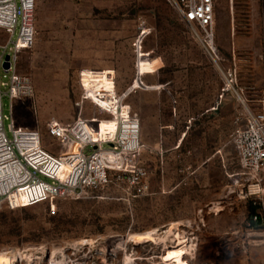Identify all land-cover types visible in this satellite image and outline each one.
Listing matches in <instances>:
<instances>
[{
  "label": "rangeland",
  "instance_id": "1",
  "mask_svg": "<svg viewBox=\"0 0 264 264\" xmlns=\"http://www.w3.org/2000/svg\"><path fill=\"white\" fill-rule=\"evenodd\" d=\"M247 12L248 0H216L215 44L221 71L235 67L234 89L256 110L262 99L251 88L254 68L229 41L243 32ZM33 18L34 45L18 65L33 93L15 103V126L37 131L55 153L48 121L98 117L104 125L92 128L94 136H105L123 94L139 122L136 160L148 190L129 205L114 189L58 199L53 216L46 204L3 208L0 254L14 256L6 264H264V246L248 219L250 207L261 211L264 181L256 186L236 176L241 170L229 135L243 105L195 38L200 28L186 24L171 0H35ZM142 29L149 59L137 60ZM82 70H89L85 86L106 98L92 100L108 107L109 117L93 101L76 106ZM221 94L218 110L202 115ZM8 106L4 98L5 114ZM173 224L174 235L184 236L175 246L164 235Z\"/></svg>",
  "mask_w": 264,
  "mask_h": 264
},
{
  "label": "built area",
  "instance_id": "2",
  "mask_svg": "<svg viewBox=\"0 0 264 264\" xmlns=\"http://www.w3.org/2000/svg\"><path fill=\"white\" fill-rule=\"evenodd\" d=\"M171 2L186 24L200 28L194 32L195 38L223 74L225 87L232 89L239 99L242 91L234 89L235 67L222 72L218 65L214 29L216 0ZM34 4L35 0H0V36L4 38L0 43V211L3 208L15 210L46 204L48 215L53 216L56 214L55 200H82L91 194L102 196V192L108 189L121 191L119 200L129 205L147 192L148 185L147 172L136 160L139 122L131 114L130 107L123 103V94H116L121 97L117 100L122 106L116 109L117 128L112 134L94 136L92 128L99 124L98 117L78 116L67 123L55 119L48 121L47 135L58 145L55 153L43 146L37 131L15 126V103L30 98L33 93L30 77L20 73L18 65L21 57L29 53L34 45ZM145 36L146 32L142 29L134 44L137 60L140 54L149 59V54L142 50ZM5 63L8 64L7 69L4 68ZM86 71L89 70H82L79 74L82 95L76 103L77 107L84 101L106 99L85 86L83 77ZM4 98L9 102L8 114L3 112ZM241 101L243 111L236 116L235 128L230 135L241 170L236 176L245 184L256 183L258 186L264 181L261 176L264 173V101L258 102L256 110H251L244 100ZM92 105L109 117L108 107L100 108L95 101ZM124 106L129 109L122 108ZM123 109L127 110L123 113ZM212 109L216 110V107ZM133 122L135 132L125 129V125ZM66 142L75 143L78 151L62 155V146ZM249 222L264 246V200L261 211L253 215Z\"/></svg>",
  "mask_w": 264,
  "mask_h": 264
},
{
  "label": "crops",
  "instance_id": "3",
  "mask_svg": "<svg viewBox=\"0 0 264 264\" xmlns=\"http://www.w3.org/2000/svg\"><path fill=\"white\" fill-rule=\"evenodd\" d=\"M246 19V24H242L243 32H240L241 34H243L245 33L244 30H246L245 35L240 34V36L237 37L234 33L232 34L233 38L229 41L231 42L232 47H234V49L237 50L238 48H240L242 51L245 50L248 56V62L251 63L254 68L253 71H255V74L251 81V88L254 89L257 97L261 98L264 101V0H248V12ZM221 61L222 58L218 51V65H220ZM232 68L230 67L227 71L231 70ZM222 102L223 94L219 96L217 102L214 105L216 107V110H213L211 107L210 109L206 110L205 113L202 115H210L216 112ZM238 114H236V116ZM213 122L215 126L217 120H213ZM233 124L234 127L231 133L235 128V123L233 122ZM229 141L231 140L229 139Z\"/></svg>",
  "mask_w": 264,
  "mask_h": 264
},
{
  "label": "bare ground",
  "instance_id": "4",
  "mask_svg": "<svg viewBox=\"0 0 264 264\" xmlns=\"http://www.w3.org/2000/svg\"><path fill=\"white\" fill-rule=\"evenodd\" d=\"M239 100H240V102H242L241 101L242 100L241 97L239 98ZM93 102H94V100H93ZM244 106H245V104H244ZM116 120L117 119L115 118L112 121H110V123L108 124V125H111L112 126L111 129H110V131L108 132V134H112L116 130V128H117V122H116ZM99 125H104V124H102V122L99 121ZM127 128L130 129V130H132L133 132H135V123L133 122V123H129L128 125H125V129H127ZM92 132H93V130H92ZM93 134H94V132H93ZM134 137L136 138V134H134ZM137 138H138V141H139V134L137 135ZM76 151H78V150H77V145L75 143H73V142H66L62 146V151L61 152H63V153H61V154L62 155H67V154L74 153ZM176 226L173 224V225L167 227V230L164 232V235L166 237H169V236H172L173 237V240L172 241H173V244L174 245H172V246H175L178 243V241H180L182 239V237H184V236H182L180 234L179 235L178 234L177 235H174L173 230L176 229ZM153 233H154V231H152L150 233L142 234V235L139 236V240H141L142 237L151 238V235H153ZM13 257H14L13 255H11V256L8 257L5 253H1L0 254V264H6L7 262H10L9 260L12 259Z\"/></svg>",
  "mask_w": 264,
  "mask_h": 264
},
{
  "label": "trees",
  "instance_id": "5",
  "mask_svg": "<svg viewBox=\"0 0 264 264\" xmlns=\"http://www.w3.org/2000/svg\"><path fill=\"white\" fill-rule=\"evenodd\" d=\"M256 214V210H255V207H250V209H249V220H250V218L253 216V215H255Z\"/></svg>",
  "mask_w": 264,
  "mask_h": 264
},
{
  "label": "water",
  "instance_id": "6",
  "mask_svg": "<svg viewBox=\"0 0 264 264\" xmlns=\"http://www.w3.org/2000/svg\"><path fill=\"white\" fill-rule=\"evenodd\" d=\"M6 59H7V58H6ZM4 68H5V69L8 68V64H7V63L4 64Z\"/></svg>",
  "mask_w": 264,
  "mask_h": 264
}]
</instances>
